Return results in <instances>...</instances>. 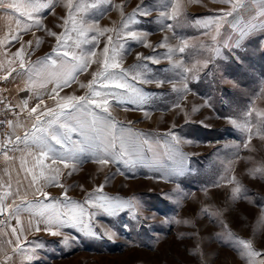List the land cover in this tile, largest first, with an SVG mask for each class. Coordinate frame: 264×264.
<instances>
[{
  "label": "rangeland",
  "instance_id": "obj_1",
  "mask_svg": "<svg viewBox=\"0 0 264 264\" xmlns=\"http://www.w3.org/2000/svg\"><path fill=\"white\" fill-rule=\"evenodd\" d=\"M88 2L92 3L93 0ZM174 3L175 0H110V3H100L97 8L89 9L85 19L89 23L97 22L101 28L120 30L122 16L116 5L123 6L124 16L131 15L138 5H142V10L148 13L137 14V23L132 28L147 33L146 41L153 47L145 48L135 41H124L123 67L130 68L133 64L141 63L143 78L150 82L163 81V87L137 82V86L147 94V102L139 106L113 103L109 111L118 128L131 127L133 131L144 134V138L152 142L154 147L155 141L160 140L161 146L157 148L160 153L164 150L163 142L170 140L166 135L168 132L174 133L182 141H190L180 145L189 157L185 174L162 179L161 173L148 167L137 165L129 168L123 164L101 166L89 154H81L78 167L71 175L68 174L71 169L59 165V181L67 188L69 198L83 203L100 186L103 192L99 194L104 196L135 197L143 205L141 223L132 221L127 213L118 218L98 214L94 218L97 232L105 228L114 230L117 233L115 239L91 238L67 228L64 232L75 239L70 238L66 246L62 243V235H50L38 216L25 212L21 214L19 224L13 219L10 226L3 228L0 248L11 254L16 240L11 228L16 227L26 248L30 247L28 241L43 243V247L37 251L38 259L33 264H247L242 255V246H234L225 236L223 225L227 224L229 231L241 239L251 241L257 251L264 252V139L254 135L249 142L246 133L228 122V118L242 121L244 113L254 107L264 110V31L250 33L239 41V46L223 47L237 35L232 24L243 22L254 15L256 6L246 3L245 9L227 18L218 37L220 54L213 57L208 67L199 72L197 79H189L190 92L186 98L181 99L183 94L174 91L170 83L179 82L183 78L182 74L172 70L171 64L164 58L167 48L156 46L165 37H168L167 43L172 47H177L181 39H187L196 48L189 47L183 54L177 52L175 58L182 56L186 65L196 59L207 58L209 53L201 50L200 55L196 49L201 42L210 44L211 41L204 35L205 30L196 26V21L215 16L229 6L218 0H179L177 20L160 18L159 13H170ZM0 8L7 10L9 5L5 3ZM66 16L67 9L62 4L42 12L44 29L33 28L32 43L30 46L24 43L27 46L25 51L34 54L40 52L43 57L45 52L51 53L56 41L47 35L46 30L63 33L61 24ZM167 24L173 25L171 31L165 29ZM107 35L116 39V31L100 37L95 48L98 54L107 42ZM37 40L41 41L38 47ZM82 47L87 51L93 46L89 44ZM74 50L80 52V49ZM137 53L156 56L161 62H138ZM25 62L28 64L30 60L25 59ZM97 70L99 65L93 63L87 71L77 73L76 81L59 89L55 100L50 98V95H54L51 93L54 84L36 90L39 96L36 92L24 91L19 94L18 100L1 82L0 98L7 100L14 108L12 122L18 115L25 117L26 121L28 111L41 98L44 104L40 105L38 112L44 110L45 106L55 107L56 101L65 95L86 94L87 88H81L80 84L86 85L92 79V73ZM23 100L28 101L27 111L19 107ZM177 103L180 104L179 108L176 107ZM205 104L208 106H203ZM193 107L198 111L193 112ZM256 119L254 112L252 120ZM23 132L24 129L20 135ZM73 138L79 137L73 134ZM245 143L249 145L247 148L244 147ZM56 147L59 150V146ZM1 155L2 152L0 184L5 187L0 188V192L6 190L10 183L12 190L19 188L21 194L29 190L27 200L34 201L36 197L30 193L35 186L28 189L31 175H26L20 167L21 153L9 152V156L14 159L8 161ZM160 160L165 165L171 164L163 155ZM27 161L25 167H32V157H27ZM45 164H51V161L46 160ZM232 177L247 190L246 199L231 198L232 188L236 186L235 183H229ZM44 183L43 180L39 181L40 185ZM217 184L220 186L217 187ZM177 185L180 192L176 191ZM44 191L62 204L67 203L63 200V188L49 185ZM13 199L20 203L16 197H10L7 203L11 204ZM40 199L44 200V197ZM204 208H208L209 213H205ZM89 211L95 209L89 208ZM0 219H6V216L0 215ZM124 225H129V228L125 229ZM8 241H12V244ZM2 258L3 252H0V260ZM9 264H21V257L15 256Z\"/></svg>",
  "mask_w": 264,
  "mask_h": 264
},
{
  "label": "snow or ice",
  "instance_id": "obj_2",
  "mask_svg": "<svg viewBox=\"0 0 264 264\" xmlns=\"http://www.w3.org/2000/svg\"><path fill=\"white\" fill-rule=\"evenodd\" d=\"M9 2L10 9L18 14L16 17L17 28L24 33L33 28L44 29L41 13L54 8L57 4H62L67 9V16L61 24L64 29L63 33L58 34L52 30H46L47 35L56 41V46L51 49V53L42 59L26 64L25 45L21 43L20 48L13 54V58L7 62V65L0 62V69L7 73L2 79L7 80L15 73L16 77L25 81L26 87L20 90L29 92H36L37 89H45L47 85L54 84L51 89V93L54 95H50V98L55 100L59 95V89L76 81L77 73L87 71L93 63L99 65V70L92 73V79L86 85L80 84L81 88H87L86 94L65 95L56 101L55 107L45 106L44 110L38 112L40 105L44 104V100L41 98L39 103L28 111L26 121L17 120L15 124L11 120L7 121L12 132L5 142H0V152L3 153L6 161L14 159L9 156V152L21 153L20 167L26 175H31L28 189H33L35 186L30 194L36 199L34 201L27 200L29 190L26 189L21 194L19 188L13 191L9 183L6 190L0 192V215L6 216V219H0V233L3 228L10 226V221L13 219L19 224L21 214L27 212L32 216H38L50 235H62V243L66 246L69 244L70 238L75 239V237H70L69 233L64 232V229L67 228L74 229L91 238L107 237V239L113 240L117 233L108 228L97 232L94 218L98 214L109 218H118L121 214L127 213L132 221L141 223L142 203L135 197L121 198L101 195L99 193L103 192L102 186L98 187L94 193H90L83 203L71 200L67 188L59 181L61 175L59 165H63L65 169H71L68 173L71 175L78 167L81 154L87 153L94 162L101 166L123 164L129 168H135L137 165H141L161 173L162 179L185 174L189 157L181 150L180 145L185 142L191 143L190 141H182L174 133L168 132L166 135L170 140L163 142L164 150L163 153H160L157 151V148L161 146L160 140L155 141L154 147L152 142L144 138V134L133 131L131 127L121 126L118 128L117 122L111 118L109 111L113 103L139 106L147 102L148 96L141 87L137 86V82L139 84L154 83L157 88L163 87V81L150 82L143 78L141 63L133 64L130 68L123 67L124 41H135L145 48L153 47L146 41L147 33L135 31L132 28L137 23V14L147 15L148 13L142 10V5H138L131 15L124 16L123 6L116 5L115 7L121 12L122 20L120 30H115L101 28L97 22L89 23L85 19L89 9L97 8L100 3H110V0H93L92 3H89L88 0H0V6ZM218 2L228 5L229 8L220 10L215 16L196 21V26L203 28L204 35L208 36L211 41L210 44L201 42L199 48L196 49L197 54L200 55H202L201 50L209 53L207 58L196 59L190 65L185 64L182 56L175 58L177 52L183 54L189 47L196 48L187 39H181L177 47H172L167 43L168 37H165L164 41L156 46L167 48L164 58L171 64L172 70L180 71L182 74L183 78L179 82L170 83L174 91L183 94L181 99L186 98L190 92L189 79H197L199 72L208 67L213 57L220 54L221 47L218 46L220 43L218 37H220L221 28L227 22L228 17H232L238 10L245 9L246 3L256 6L254 15H250V18L243 22L232 24L237 35L234 40L225 43L223 47L239 46V41L245 36L257 30L264 31V0H218ZM159 16L162 19L177 20L179 0H175L170 13L162 11ZM165 29L171 31L173 25L167 24ZM112 31H116V39L113 40L112 35H107V42L102 52L98 54L95 48L99 44V38ZM89 33L93 34L89 35ZM6 40L8 43L20 42V35L19 33L12 35L11 40L5 37L4 40H0V44H4ZM69 41H72L71 45ZM31 43V41L27 42L29 46ZM40 43L41 41L37 40V47ZM89 44L93 47L84 51L82 46ZM74 49H80V52L78 53ZM16 58H19L18 68L13 66ZM136 60L138 62L150 61L153 64L161 62L160 58L156 56H143L141 53H137ZM36 95L39 96V92H36ZM262 95H264V90H262ZM203 106L206 107L208 104ZM19 107L27 111L28 101L23 100ZM176 107L179 108L180 104L177 103ZM192 111L195 112L198 109L193 107ZM254 112L257 117L255 121L252 120ZM185 115L187 118V113ZM228 122L241 132L246 133L249 142L254 135L264 139V110L254 107L244 113L242 121L228 118ZM17 129H24L23 135L16 134ZM73 134L79 138L74 139ZM13 135H15V140L12 139ZM56 146H59V150ZM248 146V143L244 144L245 148ZM161 155L171 161V164L161 163ZM27 157H32L33 166L30 168L25 167L28 163ZM46 160H50L51 164L46 165ZM40 180L45 183L40 185ZM229 183L236 184L232 188V199L247 198V190L239 185L235 177H232ZM49 185L63 188V200L67 203L62 204L55 198H51L50 193L44 191V188ZM4 187L0 184V188ZM176 191H181L179 185L176 186ZM10 197L18 198L20 203H16V200L13 199L12 203L8 204L7 201ZM40 197H44V200H41ZM49 200L51 202H46ZM89 208L95 209V211H89ZM203 211L209 213L208 208H204ZM143 219H148V217ZM124 228L128 229L129 225H124ZM223 228L225 236L234 246H242V255L247 264H264V252L257 251L251 241L241 239L229 231L227 224H224ZM36 230L40 231L39 228ZM22 231L23 229H21ZM11 232L16 236L15 244L11 249V254L0 248V252H3L0 264H9L15 256L21 257V264H33L38 259L37 251L43 247V243L28 241L27 244L30 247L26 248L24 240L17 234V228L12 227ZM8 243L11 245L12 241H8Z\"/></svg>",
  "mask_w": 264,
  "mask_h": 264
},
{
  "label": "crops",
  "instance_id": "obj_3",
  "mask_svg": "<svg viewBox=\"0 0 264 264\" xmlns=\"http://www.w3.org/2000/svg\"><path fill=\"white\" fill-rule=\"evenodd\" d=\"M8 5H9V9L7 10L0 8V28L3 29V33H2V30L0 31V40H4L5 37H8V40H11L12 35H16L17 33H19L20 42L8 43V41L6 40L5 43L2 44L1 47L4 48L6 46L7 48L2 51L3 48L0 47V62L5 63V65H7V62L13 58V54L20 48L21 43H27L28 41H31V39L33 38V29L27 33H24L22 30L17 28L16 17L18 16V14L14 13L10 9L11 7L10 2L8 3ZM22 40L24 41L22 42ZM25 49H27V46H25ZM28 49L30 48L28 47ZM29 52L30 51L24 52V59H29L30 63L33 62V60L42 59L46 55H48V52L44 53L46 54L44 57L42 55L43 53L37 52L34 54L32 52L30 53ZM18 64H19V58H16V62L14 63L13 66L18 68ZM5 75H7V73L4 70L0 69L1 84L5 86L11 93L17 96L19 100V94L24 92V91H21L20 89L26 87L24 79L20 77H16V74L13 73L12 76H9L7 80H4L2 79V77ZM38 90H42V89H37V91ZM17 120L25 121V117H21V115H18L14 119L13 123L15 124ZM22 130L23 129H17L16 134L20 135Z\"/></svg>",
  "mask_w": 264,
  "mask_h": 264
},
{
  "label": "built area",
  "instance_id": "obj_4",
  "mask_svg": "<svg viewBox=\"0 0 264 264\" xmlns=\"http://www.w3.org/2000/svg\"><path fill=\"white\" fill-rule=\"evenodd\" d=\"M13 116L14 108L12 105L8 104L7 100L0 98V142H5L8 139L11 129L8 127L7 121H12Z\"/></svg>",
  "mask_w": 264,
  "mask_h": 264
}]
</instances>
